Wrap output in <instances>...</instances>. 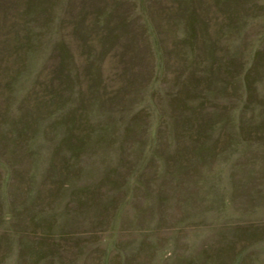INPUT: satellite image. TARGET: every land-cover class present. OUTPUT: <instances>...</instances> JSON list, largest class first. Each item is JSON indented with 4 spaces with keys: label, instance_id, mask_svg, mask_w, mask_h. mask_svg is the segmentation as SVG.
Returning <instances> with one entry per match:
<instances>
[{
    "label": "rangeland",
    "instance_id": "374dc122",
    "mask_svg": "<svg viewBox=\"0 0 264 264\" xmlns=\"http://www.w3.org/2000/svg\"><path fill=\"white\" fill-rule=\"evenodd\" d=\"M0 264H264V0H0Z\"/></svg>",
    "mask_w": 264,
    "mask_h": 264
}]
</instances>
